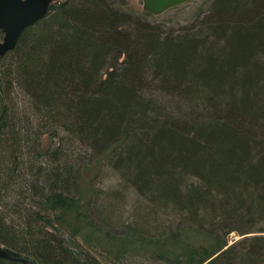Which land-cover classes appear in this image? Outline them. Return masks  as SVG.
<instances>
[{"label": "trees", "instance_id": "16d2710c", "mask_svg": "<svg viewBox=\"0 0 264 264\" xmlns=\"http://www.w3.org/2000/svg\"><path fill=\"white\" fill-rule=\"evenodd\" d=\"M0 246L264 264V0H52L0 57Z\"/></svg>", "mask_w": 264, "mask_h": 264}, {"label": "water", "instance_id": "95a60500", "mask_svg": "<svg viewBox=\"0 0 264 264\" xmlns=\"http://www.w3.org/2000/svg\"><path fill=\"white\" fill-rule=\"evenodd\" d=\"M52 0H0V55L12 50L23 30L46 16ZM142 9L152 15H161L193 0H141ZM0 257L18 259L29 264L30 260L17 258L0 246Z\"/></svg>", "mask_w": 264, "mask_h": 264}, {"label": "rangeland", "instance_id": "374dc122", "mask_svg": "<svg viewBox=\"0 0 264 264\" xmlns=\"http://www.w3.org/2000/svg\"><path fill=\"white\" fill-rule=\"evenodd\" d=\"M130 1L135 8L142 9V1L141 0H130ZM179 25H181V23ZM102 182L106 186H114V187L119 188V186H118L119 182L117 181V178L114 177V175L112 174V172L110 170L106 171ZM124 197H125V200L127 201V199H129L131 197V195L129 196V194L126 192ZM236 238H238L236 233H231L229 236L230 241H232Z\"/></svg>", "mask_w": 264, "mask_h": 264}, {"label": "flooded vegetation", "instance_id": "af4514ba", "mask_svg": "<svg viewBox=\"0 0 264 264\" xmlns=\"http://www.w3.org/2000/svg\"><path fill=\"white\" fill-rule=\"evenodd\" d=\"M0 31H2V29H0ZM2 37H3V31H2ZM2 37H0V41L2 40ZM4 54L0 55V57H2Z\"/></svg>", "mask_w": 264, "mask_h": 264}]
</instances>
